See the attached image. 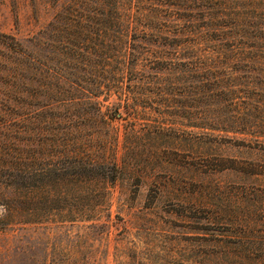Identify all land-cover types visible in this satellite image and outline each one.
Instances as JSON below:
<instances>
[{
	"label": "trees",
	"instance_id": "obj_1",
	"mask_svg": "<svg viewBox=\"0 0 264 264\" xmlns=\"http://www.w3.org/2000/svg\"><path fill=\"white\" fill-rule=\"evenodd\" d=\"M232 8L228 0H67L23 40L0 30V227L31 223L49 207L73 220V206L96 196L89 188L113 183L124 168L114 153L122 114L184 116L197 136L232 132L264 149V0ZM83 11L98 35L91 51L76 40ZM102 29L113 32L105 48ZM87 92L90 127L74 120ZM147 124V136L163 134L162 122ZM131 138L123 136V163L142 157ZM252 218L237 234L233 264H264V210Z\"/></svg>",
	"mask_w": 264,
	"mask_h": 264
},
{
	"label": "rangeland",
	"instance_id": "obj_2",
	"mask_svg": "<svg viewBox=\"0 0 264 264\" xmlns=\"http://www.w3.org/2000/svg\"><path fill=\"white\" fill-rule=\"evenodd\" d=\"M65 1L0 0V30L23 40L53 21ZM228 1L237 12V0ZM82 14L85 28L76 40L91 51L98 35L92 12ZM112 33L100 31L104 48ZM139 33L134 38H148ZM228 70L236 72L237 64ZM84 94L74 120L90 127L93 102ZM168 118L151 111L145 120L114 118L120 176L106 188H89L96 196L73 206V220L49 207L31 223L0 227V264H233L241 225L264 210V149L232 132L197 136L186 117ZM161 122L162 135H146L147 123ZM125 133L142 157L123 163ZM152 151L153 159L145 160Z\"/></svg>",
	"mask_w": 264,
	"mask_h": 264
}]
</instances>
